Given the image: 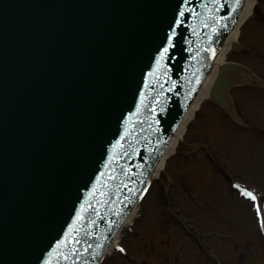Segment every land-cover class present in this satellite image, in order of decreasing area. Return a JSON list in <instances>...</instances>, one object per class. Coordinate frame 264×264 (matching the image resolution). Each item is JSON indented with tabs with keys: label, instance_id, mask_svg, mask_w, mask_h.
Returning <instances> with one entry per match:
<instances>
[{
	"label": "water",
	"instance_id": "1",
	"mask_svg": "<svg viewBox=\"0 0 264 264\" xmlns=\"http://www.w3.org/2000/svg\"><path fill=\"white\" fill-rule=\"evenodd\" d=\"M15 3L0 0V22L5 21L7 11L15 9ZM85 5L94 12L93 19L86 21L90 23L85 32L91 35L68 55L86 66L73 65V77L64 74L67 85L56 91L51 100L55 103L47 108L62 119L40 121L41 128L32 129L17 145L10 143L7 153L15 158L6 167L0 164V181L8 183L5 187L0 182V264H74L79 260L80 233L106 220L110 196L116 194L125 207L136 191L134 186L122 187L123 173H129L142 151L151 147L148 157L140 156L138 161L141 173L136 175L145 177L144 166L153 159L152 153L160 151L164 132L138 128L143 108L135 97L141 89L146 96L157 95L162 80L170 72L173 75L170 66H184L192 58L191 52L181 53L176 47L195 40L198 45L201 40L209 51H215L229 28L216 66L238 21L231 25L238 8L235 0H90ZM197 16L202 17L199 28L212 30L190 31ZM175 23L180 27H173ZM72 30V36L81 34ZM165 48L168 55L161 59ZM155 66L157 71L164 69L159 80L150 75ZM78 75L79 81L71 83V77L74 80ZM192 77L184 72L183 79L174 84L179 91L194 89ZM171 104V109H177L178 101ZM101 192L107 194L101 196ZM5 197L9 198L3 202ZM107 223L101 227L109 228Z\"/></svg>",
	"mask_w": 264,
	"mask_h": 264
},
{
	"label": "rangeland",
	"instance_id": "2",
	"mask_svg": "<svg viewBox=\"0 0 264 264\" xmlns=\"http://www.w3.org/2000/svg\"><path fill=\"white\" fill-rule=\"evenodd\" d=\"M261 5L264 9V1ZM240 31V42L264 50V22H259L251 16ZM239 60L249 63L255 72L264 77V60L248 53L243 54ZM254 92L239 93L236 89L233 93L236 98L245 99L254 97ZM261 95L264 96V92ZM247 102L252 103L254 100ZM200 106L197 116L189 123L186 135L192 136L190 139H206L216 147L220 142L226 141L228 134L222 131L226 120H223L220 113L210 104L207 103L206 108L204 104ZM262 106L264 108V104ZM259 154H256V160H260L264 165V154L261 151ZM193 161L199 163L194 171ZM165 165L172 178L178 177L190 187V195L184 194L181 190L183 187L179 184H174L172 188V204L188 223L172 224L165 220L161 188L160 185L154 184L150 196L143 203L147 209L146 217L135 227L134 235H126L130 256L122 258L116 254L114 258L107 259L105 264H210L206 254L198 249L200 245L196 240L210 243L213 249L215 247L216 251L222 254L227 264H237L238 255H242L244 251L248 252L244 264H264V238L255 227V219L248 205L237 201L236 204L233 198L225 196L224 177L221 174L217 177V172H211L201 154L198 158L189 159L173 155ZM239 170L250 174L248 179L254 177L252 180L264 186V168L249 166ZM216 182L222 188H214ZM196 201L200 205H197ZM172 216L170 215V218ZM185 228L196 232L195 239L186 233ZM223 233L238 240V246L233 247L230 241L220 235Z\"/></svg>",
	"mask_w": 264,
	"mask_h": 264
},
{
	"label": "bare ground",
	"instance_id": "3",
	"mask_svg": "<svg viewBox=\"0 0 264 264\" xmlns=\"http://www.w3.org/2000/svg\"><path fill=\"white\" fill-rule=\"evenodd\" d=\"M255 0H247L246 1V5L245 7L242 9L241 11V16L239 17L238 21L236 22V26L234 27L233 31H232V35L230 37V39L227 42V45L225 47V49L223 50V55L222 57L219 59V61L216 63V66L214 67L213 71L209 74L210 76L207 78V80L205 81V83L203 84L204 86L201 88V90L198 92L196 100L193 102L191 108L189 109V111L186 114V117L178 124V129L176 130V132L174 133V139H172L169 143V147L167 149V151L164 153V156L162 158V161H160L159 166L157 167V171L160 170L161 167H163L164 165V161L167 158L169 152L173 151L174 148L176 147V143L177 140L179 139V137L181 136L184 128L186 127V124L188 123V121L193 117V112L196 110L197 108V104L200 103V101H203L204 98H206L209 94V89L211 87V83L213 81V79L215 78V73L217 70V66L219 65V63H221L223 61V56L225 55L224 52L227 51L230 43H232V41H234L237 37H238V29L241 26V22L248 18L250 13H251V9L254 6ZM226 72V71H224ZM133 216L132 214L129 215V219L127 221H132Z\"/></svg>",
	"mask_w": 264,
	"mask_h": 264
},
{
	"label": "snow or ice",
	"instance_id": "4",
	"mask_svg": "<svg viewBox=\"0 0 264 264\" xmlns=\"http://www.w3.org/2000/svg\"><path fill=\"white\" fill-rule=\"evenodd\" d=\"M181 15H183V13H181ZM167 51H168V49L165 48V49H164V52L161 53V59L164 58V54L167 53ZM109 179H115V178H114V177H109ZM125 187H126V186H125ZM106 194H107V193H104V192H101V193H100L101 196H104V195H106ZM132 194L135 195V192L133 191ZM242 194L245 195V196H248V197H251V198L255 199V197H253L251 193L243 192ZM93 195H95V193H93ZM126 199H127V198H126ZM101 202L106 203V201H101ZM65 243H67V240L65 241ZM72 243H78V241H72ZM98 247H99V245H98ZM120 250L123 251V249H120ZM64 258L67 259L66 256H65Z\"/></svg>",
	"mask_w": 264,
	"mask_h": 264
}]
</instances>
